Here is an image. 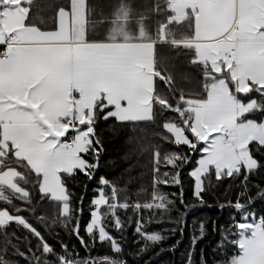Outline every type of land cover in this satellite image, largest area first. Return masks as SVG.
Instances as JSON below:
<instances>
[{"label": "snow or ice", "instance_id": "1", "mask_svg": "<svg viewBox=\"0 0 264 264\" xmlns=\"http://www.w3.org/2000/svg\"><path fill=\"white\" fill-rule=\"evenodd\" d=\"M101 124L130 132L153 126L136 138L150 165L143 202L98 175ZM186 167L201 205L206 181L208 188L213 177L237 181L235 199L217 205L230 214L212 224L220 236L214 264H264V215L248 194L252 178L264 177V0H48L44 8L38 0H0V264H129L123 234L133 224L134 242L143 244L127 255L139 264L168 239L149 230L157 217L175 225L161 231L184 234ZM69 181L81 188L78 197ZM145 192L141 186L134 195ZM45 203L79 249L58 233L49 243L21 214ZM13 224L28 235L9 233ZM205 235L201 221L187 264ZM199 256L208 264L203 248Z\"/></svg>", "mask_w": 264, "mask_h": 264}, {"label": "trees", "instance_id": "2", "mask_svg": "<svg viewBox=\"0 0 264 264\" xmlns=\"http://www.w3.org/2000/svg\"><path fill=\"white\" fill-rule=\"evenodd\" d=\"M47 2L48 0H38V4L41 6V8H44ZM142 127L145 128L144 132L139 130L136 132H130L127 129H109L108 125H100V134L104 141L105 153L103 155V167L98 173V175H105L110 180H118L119 187H127L128 191L133 194L132 199L139 198L141 202L147 199V194L151 192L150 175L148 174V168L150 165H148V157L146 155H140L136 151V138L150 136L153 131L152 125H142ZM129 136L133 137L132 143H126V139ZM180 150L182 151L183 149ZM126 154L128 155V159L124 160L123 157ZM188 171H190V168L186 167L182 173L185 204L189 205L186 210V215L184 216L185 227L183 236L181 237L179 232L173 236L169 235V233L166 231H161L163 229L174 227L175 225L168 222L167 216L162 221L159 219V217H157V219L150 224L149 230L160 231L162 235L168 236V239L160 242L159 244L152 245L148 252L143 254L139 264H144V261H149V264H187V251L189 248L190 238L193 234L199 235V225L201 221H203L206 225V235L197 244V252L193 257V264H199L200 248L204 249L205 259L207 260L208 264H214L215 260L221 259L220 255H216L214 253L220 236L218 233H214L212 231V224L213 221H216L218 224H224L228 220L230 214L229 211H222L217 205L224 203L226 196L233 200L235 199V196L239 191V188L234 186L237 181L224 179L221 182H217L213 177V186L210 188H208L206 181L205 187L207 188V191L204 196L206 203L201 205L199 201L195 200L191 195V186L193 181L187 177ZM79 180L81 182L84 181L83 175L79 177ZM256 184H259L261 188H264V177L259 175L254 176L250 183V191L248 193L250 196L256 198L253 207L256 209L257 215H264V211H261L264 210V198L257 197L258 189L254 186ZM69 185L72 188V191L75 193V196L78 197L81 193V188L76 186L75 181H69ZM230 185L233 186L230 187ZM141 186L146 189V192L137 197L134 194L138 192ZM93 187H95V182H90L89 192L85 197V212L81 221L82 226L89 219L87 202L91 197L90 189ZM161 190L169 193L179 192V188L175 186H163ZM53 207V205L45 203L43 204L42 208L37 210L35 215L28 212L21 214L24 215L29 223L36 227L42 233V235L45 236L49 243L56 244V234L58 233L59 237L63 238L65 241H68L69 244L76 243V246L79 249L80 246L75 241V238L69 236L68 231L62 227L59 222H51V217L53 216ZM180 211L184 212L185 209L180 208ZM148 214L149 213H145V215ZM40 215H46L50 219L47 222L42 223L36 219V217ZM128 215H132V213L129 212ZM176 215L177 213L173 211V218H175ZM121 216L124 218L123 213H121ZM7 231L9 233L14 232L16 236L21 238H23L25 235H28L27 231L24 230L22 226L17 227L15 224L7 229ZM123 235L126 237V243L124 245L125 257L128 259L129 264H137V262L134 261L132 257L127 255L130 252H135L143 244L142 240L139 241V243L134 242L136 240L134 235V224L126 225V231ZM29 239L32 238L29 236ZM177 239H179L181 242L175 249H172L171 246L176 243ZM0 240H2V238H0ZM12 243L16 244L17 241L13 239ZM33 243L35 242L33 241ZM56 246L58 248V245ZM19 247L21 250H24V243H19ZM162 248L165 250L160 251ZM9 251L11 252V248ZM103 254V248L100 252L92 253V255ZM80 255H85L82 249H80ZM17 259H19V264H25V261L22 258Z\"/></svg>", "mask_w": 264, "mask_h": 264}]
</instances>
